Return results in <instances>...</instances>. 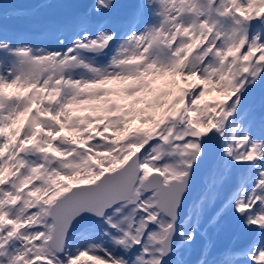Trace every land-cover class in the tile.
Instances as JSON below:
<instances>
[{
	"label": "bare ground",
	"instance_id": "6f19581e",
	"mask_svg": "<svg viewBox=\"0 0 264 264\" xmlns=\"http://www.w3.org/2000/svg\"><path fill=\"white\" fill-rule=\"evenodd\" d=\"M9 1H11L14 5H20V4H23V3H29L28 0H9ZM37 1H39V0H37ZM163 2L170 3L169 0H163ZM231 3L235 4L233 1H231ZM65 6H70V4H68V0L64 4V7ZM57 9L60 10V7L58 6ZM46 10H48V9H46ZM48 13L51 14V13H53V11L51 10ZM66 14L67 13L65 11L62 12V15L67 16ZM42 16L39 15V17H42ZM239 36H240V33L236 36V38H234L235 39V44H236L235 45V50L238 48L239 43L241 42ZM137 39H138V37H135L133 39V42H132V45L133 46H131L130 53H139L138 47H140L141 49L144 47L143 44H142V40L139 41ZM232 42H233V37H232ZM200 43H203V45H205L207 47V50L209 51V54H212V47L210 46V44L208 43V41L206 39L201 40ZM43 53H45V52H43ZM46 61L47 60L43 57V58H40L37 61L35 60V63L37 65H39V66L42 67V65L45 66L47 64ZM246 63L249 65L251 62L250 61H247ZM254 69L255 70H257V69L259 70V67L258 66L255 67L254 66ZM26 73H28V70L26 71ZM241 75H243V73ZM245 78H246L247 81H250V79H253V76L249 75V73H246ZM5 79L9 81L10 80V75L9 74H6L5 77H4V74H3L2 80L0 81V83L2 84L3 83L2 81H4ZM24 79H25V76L18 77V80H19L18 84L12 86L11 90H13L16 94L20 95V98L22 99V101L26 102L27 97H26V93L23 91V88L24 87L22 85L23 84L22 82L24 81ZM11 82H13V81H11ZM170 82L171 81L169 80V76H167L165 79L161 80L157 84V88H156L157 89V93H160L161 94L162 92L160 90L163 87H165L166 85H169ZM255 82H257L259 85H255L254 87H251L250 92L251 93H254V94H259L260 93L264 97V77H262L260 79L255 78L252 81V84H254ZM122 88H124V87L123 86H120V85H117L116 86V92L118 91V89H122ZM81 91L82 90L79 89V92L78 93H80V94H79V97L78 98H83L84 97V94ZM75 93H76V91L73 92V94H75ZM1 94H3V91H0V95ZM143 94L146 95V93H143ZM87 98H92L93 99L94 97H86V100L88 101L89 99H87ZM263 100H264V98H263ZM12 105L16 106L15 103H13ZM25 105H26V103L24 105H18L17 106V110H21ZM7 107H8V105H7L6 102L2 101L0 103V108L1 109L7 108ZM4 112L7 113V111H4ZM4 112H2V115L0 116V124H1V126L4 125L3 127H4L5 131L2 132V130H0V136L2 137V139L4 141L5 140L8 141L9 139L12 138L13 134H15L16 131H14V130L17 128L18 124L16 123L15 127H11L10 126V122H11L10 119H13V121H16V118L10 112H9V114H11L12 117L11 118H8L7 115H5L6 113H4ZM30 119H31V117H30ZM17 120H21V117H18ZM169 124L170 123L168 122L167 125L169 126ZM8 127H11V132L10 133H7L6 132V130H7ZM169 132L171 133L170 138L173 139L175 136L173 135V133L171 131H169ZM173 132L175 134H177V135H179V133H180V131L178 130V127H174L173 128ZM126 144H127V142H126ZM125 146L126 145H122L121 148H119L120 151L122 150L123 152L124 151L127 152V150L125 149ZM139 146H143V144L140 143ZM150 147H154L155 148V145H152L151 144ZM116 154H118V153H115L112 156V158ZM121 156H122V154H121ZM116 159L117 158H114L113 161L108 162L109 163V166H104L103 167V166L99 165L97 167V169H94V168L89 167L87 170H85V172H82L80 175H76V178H80V177L81 178H84V177L93 176L94 179H96L97 178V175L99 173L107 172L109 168L113 167L114 164H115ZM257 162H258L257 159L256 158H253L249 162L248 166L250 168H253V166H255L257 164ZM220 163H221V161H218L216 163V165L214 166V168L212 169V171L207 175L206 180H205V183H204V186L195 194V196H194V198L192 200V204H191V213L192 214H194V212L192 210L193 209L196 210L197 208H199L200 202L203 201V196L202 195H204L205 193L210 194V195L213 194V192H214V184L220 179L221 172H224V169L223 168L220 169ZM94 167H96V166H94ZM90 169H92V170H90ZM48 173H49V171L47 172V176H48ZM56 175H57V173H54V174L51 175V177H55ZM82 176H84V177H82ZM41 178H42V176H41ZM259 179H264V172H259V174L257 176V179H256V182ZM49 181L52 182L53 180H48L45 177V179L43 180V183L47 184ZM68 181L71 182L72 179H69ZM75 181H73V182H75ZM255 183H254V185H255ZM137 194H139V197L140 198L143 197V195H142L143 192L141 190H139ZM147 196H148V198L147 197L146 198L143 197V198H145L146 203L148 204L147 207L149 208V211L146 212V211H144L146 209H143L142 210V215H141L140 212L137 211V214L139 215V219L136 220V222L138 223V227H140L142 225V223L146 219H149L151 217L150 216V213H151L150 211H151V209L153 210V208L151 207V205L153 203V199H152V195L151 194H149ZM1 205L2 204H0V206ZM40 206H41V214H45L46 207L43 205V203H41ZM215 206H216V208H215V211L214 212H216V210L219 212V210H220V204H217ZM123 215H124L123 209L115 208V209L112 210V213H109L108 217L106 216V219L107 218L108 219L110 218V221L112 223L113 222H117L120 225V227H121L122 226L121 218L123 217ZM130 222L133 223L134 222V219L131 220ZM42 224L46 226L47 230L50 229L49 228L50 227L49 223L48 224L42 223ZM12 228H13V224H11V227L9 229L10 234H8V235L11 236V237L16 236L17 237V240L15 241L13 239H10L11 242L8 243V245H13V246H12V248L8 252V263L7 264H42L39 261H37L35 263H33V262L25 263V261H28V259L29 260L30 259L32 260V258L34 256L36 257L38 255L37 254L38 253L37 252V248H36V246L39 245V242L38 241H40L42 239L45 240L48 237L50 230H49V232L45 233V231H44V228L45 227H44L41 230V235H40L39 238L28 242V240H24V239H22L21 241H19L18 239H19L20 235H22V232H20L18 230H11ZM87 229L88 228H84L75 238H72L73 236L72 237H69V239H68L69 241L66 244V249H65L66 256L64 257L63 255H60V256L56 257L55 258V264H68L67 258L71 255L72 252H74L77 255V258L75 259L74 264H92V260L89 259L91 257H89V256H87L85 254L84 255H81L80 254L81 253L80 250L77 249V246L79 244H83V245L85 244L86 245V242H88L86 240V236H84V232ZM260 231H263L264 232V228H261ZM133 233L135 234L136 231H133ZM119 235H120V233H119ZM156 236H157V239L155 240V242L158 245L159 244L160 237L157 234H156ZM26 237H27V235H26ZM241 237H242V235L240 236V238ZM30 238L31 237H29L28 239H30ZM147 240H150V238L147 237ZM126 243L127 244H130L131 241L129 240ZM251 243H252V241H251ZM17 250H19V251L21 250V251L18 254H16V251ZM89 251H91L94 254H96L98 252V250L96 248H94V247H90L89 248ZM111 251L114 252L113 250H111ZM67 252H68V254H67ZM114 254L117 256V253L116 252H114ZM154 255H155V253L153 252L152 253V256H154ZM110 257H111V255H110ZM144 258H145V261H148V263H150L149 262V260L151 259L150 256L148 257V259H147V255ZM139 262H141V261H139ZM0 264H1V262H0ZM136 264H140V263H136ZM144 264H147V262H145ZM257 264H264V254L261 257V259L259 261H257Z\"/></svg>",
	"mask_w": 264,
	"mask_h": 264
},
{
	"label": "water",
	"instance_id": "95a60500",
	"mask_svg": "<svg viewBox=\"0 0 264 264\" xmlns=\"http://www.w3.org/2000/svg\"><path fill=\"white\" fill-rule=\"evenodd\" d=\"M213 150H211L208 147L207 140L205 139L203 141V150L200 152L197 164L193 167L195 170L194 174L197 175V181H198V184L196 182L193 185L194 187L193 186L185 187V186H182V184H177L175 186V183H173V182H171L170 185L166 186V185H162L161 181H158L154 185L155 187L154 186H148V189L146 190L147 192L150 191L151 188H156V191H157L156 196L158 198V204H159L158 206L160 208H163L165 210H169L173 214H175L177 211H179L178 209H181L182 211H184L186 209V207H187L186 204H188L187 202L189 201L191 195L201 185L203 175L210 168V166L212 165V163L215 160L216 155L218 154V149H213ZM210 161H212V162H210ZM205 166H206V170H205ZM133 171L134 172L131 175L120 179L119 182H118V180H117V183L114 181L115 183L113 182V186H108L109 189L108 188L106 189L109 191L105 190L104 192L102 191L101 193H96L95 195H97V196H95V197H94V195H91L87 198H84L81 202H79L77 204L75 203L74 208L62 210L61 213H59L57 215H53L52 218H53V221L56 225V227H54V238L53 239H56V238L60 239L59 240V246L60 247L63 245V243H64V241H65V239L69 233H72L73 231L81 228L84 224H87L93 220L102 218V216L107 211H109L113 206H115V204H117L118 202L125 199V197L122 194L120 195L118 193L119 192L118 188H120V187L127 188L128 187V189H130V190H132L134 188V185L136 184V182L138 180V174H137L138 172L135 170H133ZM154 176L155 175H153V177ZM151 179L152 178L150 176L149 180H151ZM124 185H126V186H124ZM84 188H86V186ZM186 195L188 196L187 201H183L184 196H186ZM90 197H93V198L89 199ZM94 209L96 210V212H93ZM91 213H92V215H91ZM80 214H82V215L80 216ZM87 214L88 215L90 214V215L88 216ZM63 216H64V218H63ZM73 218L75 219L74 222H73ZM80 218H82V219H80ZM64 221H65V223H64Z\"/></svg>",
	"mask_w": 264,
	"mask_h": 264
},
{
	"label": "rangeland",
	"instance_id": "374dc122",
	"mask_svg": "<svg viewBox=\"0 0 264 264\" xmlns=\"http://www.w3.org/2000/svg\"><path fill=\"white\" fill-rule=\"evenodd\" d=\"M253 7H252V9L250 10V12H249V16L247 17V18H251V15H252V13H255L254 11H255V9L256 8H258L259 9V11L258 12H256L255 14H258V13H260L261 15H260V17L262 16V13H263V11H264V0H254L253 1ZM246 6H243V8H245ZM244 34H242V33H240V40H241V42H243L244 40H245V38H244V36H243ZM239 47V46H238ZM244 49H246V48H244ZM256 50H259V51H264V48H262V47H260V46H258L257 48H256ZM242 52L243 51V47H240V49H239V52ZM242 54V53H241ZM244 55H246V52L244 53ZM264 60V59H263ZM254 62H255V60H253ZM263 74H264V71L262 72ZM177 76L178 75H176L175 77L174 76H171V82H170V86L169 85H166L165 87H168L169 86V88L168 89H165L164 90V94H166L167 92L169 93V95L168 96H165V97H161V99H159V100H156V101H154V103H150L149 104V106H148V108H147V110H146V113L144 114V115H147L148 113H149V115H148V117H147V120H146V123L144 124V126H142V127H140L139 126V123H134L133 124V127L135 128V129H141L142 131H146L147 129H151V132H153V134H156V135H158L159 133H161L162 132V126H159L158 125V119L160 118L161 119V116H165L166 114H167V108L168 107H173V108H177L175 105H174V102H175V96L176 95H178L179 93L177 92V88H176V85H177V83H180V81H176L177 80ZM166 78V77H165ZM164 78V79H165ZM184 78V77H183ZM161 80H163V79H161ZM160 80V81H161ZM259 85V84H258ZM165 87H163V88H165ZM162 88V89H163ZM173 88H174V90H176V92L174 93V95H172L171 96V94H173ZM161 89V88H160ZM230 90H217V89H215V88H212L211 90H208L206 93H203V94H201V95H199V96H197V98H199V102H198V104L200 103V105L199 106H201L202 104H206L207 106H209V107H211V108H215V109H225L224 107L226 106L225 105V103H226V101H224V102H221V100H220V98H223V97H225L227 94H230V92L232 91V89L231 88H229ZM121 89H118V91H117V93L120 91ZM137 92H139V90H136ZM161 91V90H160ZM142 93H146V95H148V93L147 92H142ZM159 95H162V93L160 94V93H158ZM144 95V94H143ZM145 95V96H146ZM188 97V96H187ZM227 97V96H226ZM80 99H82V98H79V100ZM228 99H230V97H228ZM227 99V100H228ZM80 102V101H79ZM194 108H195V105H192ZM141 106H138L136 109H135V111L133 112V116H136L137 114H138V110H139V108H140ZM194 108H192V109H190V111H192L191 112V116H190V125H189V128H190V132L192 133L193 132V130H194V132H195V134H198L199 132L197 131V130H199L200 128H201V130H202V132H203V134H205L206 132H207V129H209L210 128V126L211 125H204L203 124V122H200V120H199V117H198V113H197V107H196V109H194ZM67 109H69V107H67ZM220 116H222V115H220ZM218 119H220V118H218ZM171 121V120H170ZM163 123H164V126L166 125V123H168L167 121H163ZM170 123V122H169ZM114 127H115V125L112 123V130H109L108 129V127L106 126V129H107V133H110V134H112L111 136H116V134H115V132H114ZM164 129V128H163ZM33 132H36V130L35 131H33ZM193 132V133H194ZM20 134H21V131H20ZM20 134H19V137H20ZM73 133H71V135H72ZM170 136H171V133H170ZM122 138V135H118V137H117V139L118 140H120ZM128 139H130V138H128ZM75 140H77V138L75 139ZM40 141V140H39ZM244 142H245V140H244ZM122 143H124V142H121V144ZM120 144V148H121V145ZM188 145H189V148H188V150H186L185 152H186V154H185V157L187 158V160H189L190 159V161L195 157V149H193V148H195V147H193L194 145H193V142H189L188 143ZM37 147H36V149L38 150L39 148H40V146H38V145H36ZM155 148L154 147H150L149 148V151L151 150H154ZM106 151H109V150H106ZM241 151H243V149H241ZM141 152V151H140ZM156 152V151H155ZM225 153H227L228 154V151H224ZM127 152L126 151H120V153H118L120 156H121V154H122V156L121 157H125V154H126ZM103 154H105V153H102L101 154V156L99 157V159L101 160V166H109V163L108 162H110V161H108V162H106L105 161V159H103ZM115 154V153H114ZM148 154H151V152H149ZM152 157H156V155H155V153L154 154H151V157H150V155L148 156V158H147V160H146V163H144V164H142L141 166H140V168L142 169V178H144L146 175H148L150 172H152L153 170H157V171H159L162 175H163V177H164V180L166 181L167 179H169V178H172L174 175H172L171 173H166L160 166H156L155 164H153L152 162H151V160L152 159H150V158H152ZM240 159H242V160H244V161H247V164H249V162L252 160L251 158H245L244 156L241 158V157H239V160ZM231 161V160H230ZM231 164L232 165H235L236 166V164H235V161L234 162H232L231 161ZM256 165H258V162H257V164ZM255 165V166H256ZM70 166H73L72 164L70 165ZM68 168H69V164H68V166H67ZM173 167H176V166H173ZM164 169H166V168H164ZM90 170H92V169H90ZM3 173L4 172H2V175L0 176V178H4L3 177ZM64 174V173H63ZM52 175V174H51ZM51 175L49 174L48 176H46V179H51V178H54V177H51ZM66 176H68L67 174H65ZM76 173L75 174H71L70 176H68V180L69 179H72V181L70 182V183H68V184H70V185H78V184H85V183H88L89 182V180L91 179V177H84V176H82V177H84V178H76ZM56 177V176H55ZM76 180V181H75ZM73 181H75V182H73ZM264 182V179H259L256 183H255V186H257V188H255L256 189V191L258 190V188H260L259 186L262 184ZM78 183V184H77ZM259 183H261V184H259ZM262 187V186H261ZM65 188H67L66 186L65 187H63L62 189L64 190ZM263 189H264V186L262 187ZM61 189V190H62ZM138 191L139 190H137L136 192L138 193ZM256 191H255V193H256ZM126 194H128L129 195V191H127L126 192ZM263 195H264V192L262 193ZM250 205V204H249ZM3 205H1L0 207H2ZM3 210H5V207L3 208ZM193 212L195 211V209H193L192 210ZM229 212H231L230 210L229 211H225V214H227V213H229ZM247 219H245L244 220V223H245V221H246ZM12 224H14V223H12ZM182 228H184V231H186L187 230V228H186V225H185V223L183 224V227ZM242 235V233H241V231H239V234H238V236H239V238H240V236ZM262 244H264L263 243V241L262 240H260V244H259V246L260 245H262ZM258 245V244H257ZM258 251H259V249H258ZM260 256V259H261V257L263 256V254H261V255H259ZM29 262H32V260L30 259H28V261H27V263H29ZM109 262H111V260H109ZM110 264V263H109Z\"/></svg>",
	"mask_w": 264,
	"mask_h": 264
}]
</instances>
